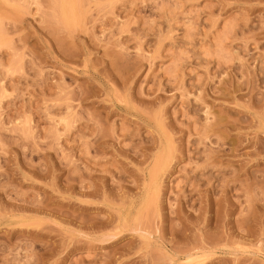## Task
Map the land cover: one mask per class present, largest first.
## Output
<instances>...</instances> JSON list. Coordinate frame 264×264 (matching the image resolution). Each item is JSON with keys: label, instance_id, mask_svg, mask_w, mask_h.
I'll return each instance as SVG.
<instances>
[{"label": "rangeland", "instance_id": "obj_1", "mask_svg": "<svg viewBox=\"0 0 264 264\" xmlns=\"http://www.w3.org/2000/svg\"><path fill=\"white\" fill-rule=\"evenodd\" d=\"M0 264H264V0H0Z\"/></svg>", "mask_w": 264, "mask_h": 264}]
</instances>
